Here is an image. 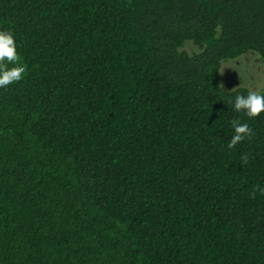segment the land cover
Wrapping results in <instances>:
<instances>
[{"label":"trees","instance_id":"16d2710c","mask_svg":"<svg viewBox=\"0 0 264 264\" xmlns=\"http://www.w3.org/2000/svg\"><path fill=\"white\" fill-rule=\"evenodd\" d=\"M0 31L25 67L0 88V264H264V112L220 74L264 68V0H0Z\"/></svg>","mask_w":264,"mask_h":264},{"label":"clouds","instance_id":"9594fccd","mask_svg":"<svg viewBox=\"0 0 264 264\" xmlns=\"http://www.w3.org/2000/svg\"><path fill=\"white\" fill-rule=\"evenodd\" d=\"M24 73L25 67L18 62L14 34L11 31H0V88H6L21 80ZM232 103L236 112H243L248 118H256L264 112V91H249L247 95H236ZM231 127L233 135L227 145L229 149L253 135L252 128L240 120H233Z\"/></svg>","mask_w":264,"mask_h":264},{"label":"rangeland","instance_id":"374dc122","mask_svg":"<svg viewBox=\"0 0 264 264\" xmlns=\"http://www.w3.org/2000/svg\"><path fill=\"white\" fill-rule=\"evenodd\" d=\"M183 49L189 54L196 52V47L191 43H186ZM220 74L221 86L226 91L239 87L257 91L264 87V68L254 52H248L233 60L223 61Z\"/></svg>","mask_w":264,"mask_h":264}]
</instances>
